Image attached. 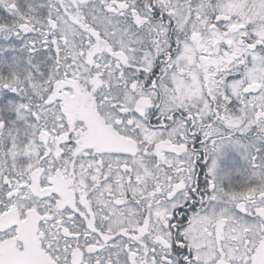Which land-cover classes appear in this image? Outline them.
I'll use <instances>...</instances> for the list:
<instances>
[{"label":"snow or ice","instance_id":"6c2138e0","mask_svg":"<svg viewBox=\"0 0 264 264\" xmlns=\"http://www.w3.org/2000/svg\"><path fill=\"white\" fill-rule=\"evenodd\" d=\"M0 264H264V0H0Z\"/></svg>","mask_w":264,"mask_h":264}]
</instances>
